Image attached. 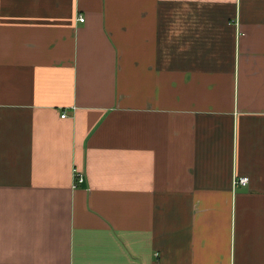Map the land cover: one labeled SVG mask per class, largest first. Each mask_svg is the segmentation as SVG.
Listing matches in <instances>:
<instances>
[{"label":"crops","instance_id":"0c3cea01","mask_svg":"<svg viewBox=\"0 0 264 264\" xmlns=\"http://www.w3.org/2000/svg\"><path fill=\"white\" fill-rule=\"evenodd\" d=\"M0 264H264V0H0Z\"/></svg>","mask_w":264,"mask_h":264},{"label":"built area","instance_id":"2783aa9c","mask_svg":"<svg viewBox=\"0 0 264 264\" xmlns=\"http://www.w3.org/2000/svg\"><path fill=\"white\" fill-rule=\"evenodd\" d=\"M79 20L81 22H84L85 21V17L80 15L79 16ZM66 116H67L66 113L62 114V117H66ZM85 179H86V177H85L84 171H81L78 168H75V170H74V185L73 186L74 187H78L79 185H81L82 183L85 182ZM248 182H249V177L248 176L237 177V179H235V184L236 185H238V184L246 185V184H248Z\"/></svg>","mask_w":264,"mask_h":264}]
</instances>
